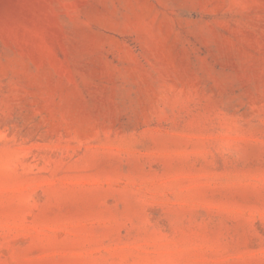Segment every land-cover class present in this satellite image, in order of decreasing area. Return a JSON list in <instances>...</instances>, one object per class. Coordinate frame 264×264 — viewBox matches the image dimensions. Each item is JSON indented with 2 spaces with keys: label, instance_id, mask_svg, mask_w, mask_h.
<instances>
[{
  "label": "rangeland",
  "instance_id": "1",
  "mask_svg": "<svg viewBox=\"0 0 264 264\" xmlns=\"http://www.w3.org/2000/svg\"><path fill=\"white\" fill-rule=\"evenodd\" d=\"M0 264H264V0H0Z\"/></svg>",
  "mask_w": 264,
  "mask_h": 264
}]
</instances>
